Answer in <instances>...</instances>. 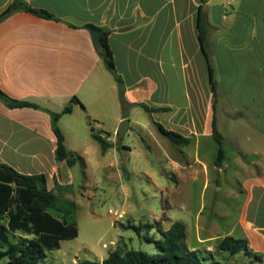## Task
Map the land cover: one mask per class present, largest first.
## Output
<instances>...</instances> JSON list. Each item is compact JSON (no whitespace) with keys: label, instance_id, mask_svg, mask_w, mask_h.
Masks as SVG:
<instances>
[{"label":"crops","instance_id":"crops-1","mask_svg":"<svg viewBox=\"0 0 264 264\" xmlns=\"http://www.w3.org/2000/svg\"><path fill=\"white\" fill-rule=\"evenodd\" d=\"M15 1L0 0V15ZM20 1L54 19L18 9L0 21V164L21 174H44L47 187L52 182L49 190L58 193L56 184L70 194L65 198L78 196L71 191L79 182L72 171L75 166L55 161L56 136L49 114L60 113L75 99L71 113L58 121L69 152L83 154L92 147L88 143L85 148L76 139L78 130L91 138L90 123L95 134L109 135L111 148L104 155L116 156L113 166L118 169L136 167L135 160L121 158V151L143 158L145 164L150 152L167 166L164 171H170L177 189L201 177L202 194L210 185L215 191L209 200L211 216L204 222L200 219L204 208L199 209L191 234L195 246L188 249L198 251L232 237L246 240L248 251L264 260V0H208L205 10L201 0ZM200 8L206 18L215 80L218 77V90L225 98L222 122L244 120L258 131L243 134V139L221 134L224 142L236 147L233 166L225 153L221 167L214 165L213 96L197 29ZM86 25L110 31L108 44L129 104L126 117L117 84L99 58ZM2 95L42 110L9 108ZM142 106L166 110L147 112ZM125 119L129 130L119 138L116 131ZM155 123L189 138L190 143H171ZM131 136L140 138V150L123 144ZM237 140L246 144L238 145ZM228 172L235 183L229 194L238 205L232 224L222 232L218 221L227 219L228 209L218 206L215 194L223 190L217 177ZM166 221L185 225L188 247L185 221L168 216Z\"/></svg>","mask_w":264,"mask_h":264},{"label":"rangeland","instance_id":"rangeland-1","mask_svg":"<svg viewBox=\"0 0 264 264\" xmlns=\"http://www.w3.org/2000/svg\"><path fill=\"white\" fill-rule=\"evenodd\" d=\"M237 4L238 2L231 3L233 7H236ZM216 80H219L218 77ZM218 93L215 105L218 132L228 139L234 134L243 139V134L258 133L257 128L244 120L233 121L230 119L222 122L220 113L225 110L223 103L225 98L220 90ZM83 127L85 126L83 125ZM76 136L78 143L85 148L88 143L92 146L88 147L83 154H78L82 157L83 162H78L72 170L79 179V182H75L71 188L72 193L78 194V196L70 197L76 203L78 234L74 239L62 241L58 249L47 252L40 264H80L84 261L100 264L107 258L109 252L116 248H120L122 251L141 250L148 255L157 256L153 244L146 241V238L161 239L156 230L150 231V233L143 230L140 235H137L133 230L122 229L119 224L138 226L158 222L162 230V223L167 220V216L174 221H185L189 234L188 247H186L195 246L194 243H191L193 218L201 207L204 208L200 214L201 220L206 222L211 216L209 200L215 192L213 185H210L202 194V178L199 177L197 180L190 181L189 185L185 187L175 188L174 177L170 176V171H164V169H168L167 166L158 162L155 154L150 152H147V163L145 164L143 158L121 151V158L124 161L135 160L136 167L134 170L131 168L128 170L118 169L113 166L116 156L111 152L102 156L99 146L87 133L81 135L78 130ZM146 138L147 143L152 145V139L148 134H146ZM122 142L130 144L132 150L136 146L140 150L138 145L141 147L143 145L137 136H131L130 139L125 138ZM222 142L221 148L228 158L227 162L233 166L236 147L229 141L225 140L224 142V139ZM237 144L244 146L246 143L244 140H237ZM217 152L218 145L214 151L215 157ZM166 176H170L169 180ZM217 178L218 183L223 187L221 192L215 194L219 201L218 206L223 205L228 209L227 219L218 221L219 230L224 232L228 229L227 226L233 222L238 203L229 194L231 187L235 186L231 173L221 174ZM51 186L52 182L50 181L48 187L51 188ZM55 194L61 198L70 195L61 190ZM170 223L166 221L164 228L168 229ZM21 237L31 238L16 233L11 235V242L16 243ZM217 247L218 245H208L197 251L201 257L205 258L204 264H264L262 257L260 256L261 260L258 261L252 252L253 255L241 253L230 257L225 252H219ZM0 264H7V260H1Z\"/></svg>","mask_w":264,"mask_h":264},{"label":"trees","instance_id":"trees-1","mask_svg":"<svg viewBox=\"0 0 264 264\" xmlns=\"http://www.w3.org/2000/svg\"><path fill=\"white\" fill-rule=\"evenodd\" d=\"M208 0H201V7ZM18 9L29 12L35 16L45 19H54L52 15L43 10H35L16 0L8 6L0 15V21ZM90 34L93 46L103 61L106 70L112 75L119 90V101L126 117L125 111L129 107L124 99V86L121 77L115 70L113 55L108 44L110 31L107 28L95 25L84 27ZM197 29L201 52L205 57L208 68V79L213 96V118L211 122L212 136L218 145L217 156L214 165L221 167L224 160V153L221 148L222 135L216 127L215 105L218 98V83L215 80V71L206 44V18L200 8L197 20ZM1 100L9 108H35L40 109L28 102L14 101L5 96ZM77 102L72 99L60 113H49L51 125L56 136L55 161L64 162L69 168L75 166L83 159L69 152L64 144V136L58 127V121L64 115L71 113V103ZM147 112L165 111L166 109L148 108L142 106ZM91 138L97 143L101 155H104L110 148L108 134L103 137L95 134L91 124ZM160 135L167 138L171 143L178 146H187L189 138H185L178 133L166 130L162 125L155 123ZM55 190H61L55 184ZM65 190L68 188H64ZM122 229L133 230L140 235L143 230L150 232L156 230L161 239L146 238L149 244H153L157 251V256L148 255L141 250H125L120 248L109 252L107 258L100 264H204L205 258L201 257L197 251L189 250L185 245L186 232L185 225L181 222H174L163 231L159 223L145 225H123ZM19 233L29 236L30 239L19 238L16 243L11 242V235ZM76 223V203L69 198H61L53 190L47 187V178L44 174H21L6 164H0V261L7 260V264H40L47 252H51L60 247L62 241L71 240L77 237ZM4 248V249H3ZM217 250L227 253L230 257L244 253L253 255L247 250V242L243 239L224 237L218 244ZM258 261L259 255H253ZM80 264H98L89 261Z\"/></svg>","mask_w":264,"mask_h":264},{"label":"water","instance_id":"water-1","mask_svg":"<svg viewBox=\"0 0 264 264\" xmlns=\"http://www.w3.org/2000/svg\"><path fill=\"white\" fill-rule=\"evenodd\" d=\"M206 7L203 6V10H205ZM129 130V121L128 120H123L120 122L119 126H118V129L116 131V135L119 137V138H123L124 134Z\"/></svg>","mask_w":264,"mask_h":264}]
</instances>
